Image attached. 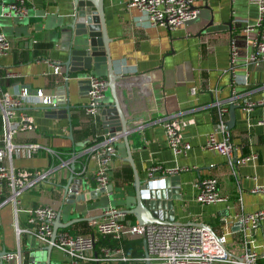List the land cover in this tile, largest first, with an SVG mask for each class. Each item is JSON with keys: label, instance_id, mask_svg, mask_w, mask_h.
<instances>
[{"label": "crops", "instance_id": "obj_1", "mask_svg": "<svg viewBox=\"0 0 264 264\" xmlns=\"http://www.w3.org/2000/svg\"><path fill=\"white\" fill-rule=\"evenodd\" d=\"M11 0H0L1 6ZM74 0H25L27 11L21 18L0 14V33L6 35L11 48L0 56V89L11 94L21 86L29 92L41 89L47 96L65 97L63 67L60 74H53L51 62H61L65 53L60 50L54 29L71 13ZM127 0H102L103 23L108 38L107 49L112 72L120 77L115 82V95L125 118L135 131L127 135L131 159L140 178L148 169L158 165L163 169L183 168L171 174L178 182L179 198L172 200V219L178 223L197 222L207 224L215 232L220 231L219 216H232L237 212L264 209V193H253L255 185H264V126L255 120L264 113V103L254 105L249 111L242 109L244 100H264V60L259 68L248 61L253 25L257 20L256 0H195L194 18L182 25L166 29L147 22L145 15L134 7L126 6ZM211 20L210 26L207 22ZM225 23L230 24L228 29ZM246 27H252L249 32ZM233 38L238 48L236 63L229 69L228 40ZM5 71L15 72L13 78L4 77ZM99 78L106 80L105 68ZM246 76V83L238 80ZM233 77L238 82H233ZM67 89L69 121L66 118H49L39 104L25 105L34 128L18 131L12 143L20 148L26 144H38L39 148L28 155L23 148L11 153L14 168L26 170L49 169L47 178L20 192L14 213L6 202L0 206V254L12 251L18 245L21 264H69L67 258L55 249L48 253L35 242L32 235L22 233L16 239L15 224L23 228L26 209L37 205H49L57 212L63 199V189L69 168L59 166L58 158L50 156L45 148L58 152L60 159L75 155V167L84 163L80 176L88 187H96L92 174L96 167L95 151L108 136L100 113L90 116L84 106L86 94L80 91L75 75H69ZM195 88L191 94L189 89ZM232 99L234 109L230 138L236 146L235 153H255V160L238 166L227 158L204 147L206 135L214 128L217 101L227 105ZM112 102L108 89L104 91L101 106ZM76 105V106H75ZM177 114L183 120L182 138L189 144L181 154L175 155L167 147L164 131L158 118ZM227 117V112H226ZM220 138V134H215ZM115 153L108 170L114 206L125 210L133 196L131 166L123 160L125 149L121 137L113 141ZM9 162V158H6ZM155 175H159L158 172ZM214 176L219 194L224 200L199 205L194 200L196 183L203 177ZM123 200L125 203L122 204ZM120 201L119 204L117 202ZM108 206V207H109ZM106 207V208H108ZM106 208L89 210L87 215L103 216ZM124 222L135 223L131 214H120ZM63 229L70 233L88 234L92 227L88 222L73 223ZM238 234L227 235V240ZM94 252L101 244L95 236ZM135 248L140 245L138 240ZM108 242V240H107ZM128 242V243H129ZM262 235L256 234L254 243L260 245ZM264 262V259L260 260ZM2 264H12L4 262ZM78 264H96L80 262Z\"/></svg>", "mask_w": 264, "mask_h": 264}, {"label": "built area", "instance_id": "obj_2", "mask_svg": "<svg viewBox=\"0 0 264 264\" xmlns=\"http://www.w3.org/2000/svg\"><path fill=\"white\" fill-rule=\"evenodd\" d=\"M195 0H127L126 6L134 7L142 12L147 22L154 26L173 29L182 25L185 21L192 19L196 15V10L192 8ZM258 17L253 25L254 33L250 40V53L248 61L252 67L259 68L264 60V0H256ZM27 11L25 0H11L1 6L0 14L9 17L21 18ZM252 27H246L249 32ZM11 48L9 38L0 33V56ZM229 69L236 63L238 58V48L233 38L228 40ZM52 73H61V64L56 61L51 62ZM4 77L13 78L17 75L12 71H5ZM89 89L86 92V102L84 109L90 116L96 115L101 107V99L107 89L106 80L88 76ZM233 82L246 83V76L240 80L233 77ZM191 94L195 93V88L189 89ZM51 97L43 93L41 89L33 92L21 86L17 93L11 94L0 89V206L10 202L13 211H19L17 207L18 195L21 191L32 187L37 181L47 178L49 169L26 170L14 168L10 163L11 153L18 154L23 148L28 155L34 153L38 144H26L19 147L12 143V137L18 131L32 130L34 124L31 116L24 110L25 105H48ZM232 99L227 100V105H222L215 101L212 106H216L217 116L214 128L206 135L204 147L227 158L231 165L238 166L246 161L255 160L257 155L241 154L236 155V146L230 138L227 128L226 112L228 104ZM264 103V100L251 101L244 100L241 107L249 111L254 105ZM161 122L164 138L167 147L178 155L188 148V143L182 138L181 127L183 120L177 114L165 115L158 118ZM255 124L264 126V113L255 120ZM219 133L220 138H216ZM115 136L108 135L99 145L90 147V151H95L96 167L92 178L96 187H105L108 183V170L111 158L115 153L113 141ZM53 158H58L59 166L68 167L75 161L72 154L68 160H62L57 151L45 148ZM9 162H6V158ZM183 168L163 169L158 165H153L148 169L147 175H171ZM85 170L84 163L77 168V173L82 175ZM195 202L199 205H206L224 200V196L219 194L217 180L214 176H206L198 180L195 185ZM253 193H264V185H255L250 189ZM27 217L23 228L14 226L16 239L20 234H30L41 246L50 244L52 249L57 250L67 258L69 264L80 262H91L96 264H264V209L251 212H237L232 216L221 214L218 218L220 231L215 232L210 227L202 223L188 222L178 223L170 221H158L145 225L124 222L119 219V213L115 207L109 206L103 212L100 219L90 222L92 232L88 234L70 233L63 229H57L54 238L51 240V222L56 215V210L49 205H37L25 210ZM262 235L260 245L254 243L256 234ZM238 234V238L227 240V235ZM95 236L107 239L106 244L98 247L94 252ZM138 240L140 245L134 253L129 254L124 249V243ZM142 241L144 246L142 247ZM227 243L236 244L237 252L231 253L226 248ZM11 262L21 264L20 248L17 245L12 251L0 254V264Z\"/></svg>", "mask_w": 264, "mask_h": 264}, {"label": "water", "instance_id": "obj_3", "mask_svg": "<svg viewBox=\"0 0 264 264\" xmlns=\"http://www.w3.org/2000/svg\"><path fill=\"white\" fill-rule=\"evenodd\" d=\"M211 25V20L207 26ZM228 29L230 24L225 23ZM54 37L59 40L60 50L65 55L60 62L63 67L64 99H59L58 95L51 97V103L40 106L49 118H66L69 121V110L74 105L69 104L68 100V78L75 75L76 83L80 91L86 94L89 89L88 76L98 75L101 67L105 68L106 86L111 94L112 102L108 106L100 107L99 113L103 126L108 135L121 137L125 149L123 160L132 169L133 180L131 183L133 196L125 210H117L119 214H131L135 222L145 225L158 221H170L172 219V200L179 198L176 177L173 175H146L140 178L135 171L127 135L135 131L136 126H131L134 118H125L121 113L119 103L115 95V82L120 77L112 72L111 60L108 55V38L105 33L103 23L102 0H74L70 14L61 20V23L54 29ZM97 77V76H96ZM76 106V105H75ZM236 105L228 104L227 109V128L230 129L234 121V109ZM69 174L62 186L63 199L58 208L54 219L51 222V240L54 238L57 228H65L77 222H90L100 216L87 215L89 210L103 208V203H114L111 197V185L105 187H88L77 173L75 162L68 166ZM120 201L117 202L119 204ZM125 203L123 200L122 204ZM114 207V206H112ZM209 228L207 224L202 223ZM144 242L142 241V247ZM49 253L50 244L44 246ZM5 253L4 251L1 253Z\"/></svg>", "mask_w": 264, "mask_h": 264}, {"label": "trees", "instance_id": "obj_4", "mask_svg": "<svg viewBox=\"0 0 264 264\" xmlns=\"http://www.w3.org/2000/svg\"><path fill=\"white\" fill-rule=\"evenodd\" d=\"M100 241H101V244H106L107 243V239H104V238H99ZM136 241L135 242H125L124 243V249L126 250L127 253L129 254H132L135 252V250H137L135 248V245H136Z\"/></svg>", "mask_w": 264, "mask_h": 264}, {"label": "rangeland", "instance_id": "obj_5", "mask_svg": "<svg viewBox=\"0 0 264 264\" xmlns=\"http://www.w3.org/2000/svg\"><path fill=\"white\" fill-rule=\"evenodd\" d=\"M108 206H109V204L106 201H104L103 208H106ZM33 239L35 240L36 243H38V241L34 237H33ZM226 248L228 250H230L231 253L237 252V250H238V247L236 246V244H232V243H227Z\"/></svg>", "mask_w": 264, "mask_h": 264}]
</instances>
